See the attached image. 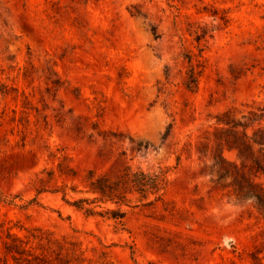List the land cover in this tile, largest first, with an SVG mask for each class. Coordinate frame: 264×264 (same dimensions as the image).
I'll return each mask as SVG.
<instances>
[{
    "label": "rangeland",
    "instance_id": "1",
    "mask_svg": "<svg viewBox=\"0 0 264 264\" xmlns=\"http://www.w3.org/2000/svg\"><path fill=\"white\" fill-rule=\"evenodd\" d=\"M263 108L264 0H0V264H264V214L204 158L216 115ZM63 157L79 188L162 171V201L129 195L123 227L86 217L36 181Z\"/></svg>",
    "mask_w": 264,
    "mask_h": 264
},
{
    "label": "trees",
    "instance_id": "2",
    "mask_svg": "<svg viewBox=\"0 0 264 264\" xmlns=\"http://www.w3.org/2000/svg\"><path fill=\"white\" fill-rule=\"evenodd\" d=\"M152 34L157 39L159 36L152 29ZM194 41L197 43L196 54L187 49L184 58L188 63V70L184 84L189 90L197 87L201 75V65L198 57L204 50L201 42L204 40V31H193ZM204 158L211 162L213 171L219 183L228 182L237 200L251 198L258 209L264 214V187L256 179L264 176V165H259L258 157L264 160V108L251 109L240 118L224 112L215 116V127L212 131H206L204 137ZM140 150V147L137 148ZM224 150L234 152L236 159L240 161H228ZM44 177H38L36 181L44 184L45 181L60 179L59 187L62 198L69 194L78 195L66 203L82 212L86 217H100L114 221L117 225L124 226L126 212L120 206H128V196L136 195L138 201H146L149 197L154 199L147 204L162 201V192L167 184L166 174L162 171L145 172L140 168L124 167L120 173L111 178L105 173H96L88 170L82 175L79 188L74 182L77 173L67 164L66 157L59 160L56 170L44 169L41 171ZM44 187L39 188L37 194L45 192ZM114 206V207H111ZM12 243L6 247L8 254H23L20 251L16 235L9 234Z\"/></svg>",
    "mask_w": 264,
    "mask_h": 264
}]
</instances>
